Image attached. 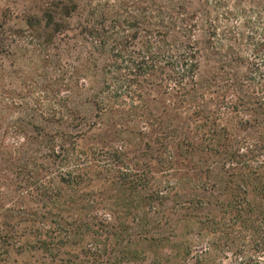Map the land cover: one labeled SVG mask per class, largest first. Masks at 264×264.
Masks as SVG:
<instances>
[{
	"label": "rangeland",
	"instance_id": "rangeland-1",
	"mask_svg": "<svg viewBox=\"0 0 264 264\" xmlns=\"http://www.w3.org/2000/svg\"><path fill=\"white\" fill-rule=\"evenodd\" d=\"M161 1L213 8L216 25L238 27L244 38L218 52L204 45V26L194 33L198 82L221 60L238 81L252 57L245 22L264 0ZM153 8V0H0V264H179L185 247L218 253L212 242L227 243L224 263L239 249L264 256V107L225 106L236 95L216 86L198 105H174L161 92L149 104L119 103L115 114L93 105L100 77L85 75L87 29L133 39L151 27ZM232 44L240 63L230 61ZM148 118L188 136L129 133Z\"/></svg>",
	"mask_w": 264,
	"mask_h": 264
},
{
	"label": "trees",
	"instance_id": "trees-1",
	"mask_svg": "<svg viewBox=\"0 0 264 264\" xmlns=\"http://www.w3.org/2000/svg\"><path fill=\"white\" fill-rule=\"evenodd\" d=\"M253 2L252 14L245 22L249 27L245 39L252 57L244 59L245 71L238 81L227 77L229 70L225 60L213 67L212 74L207 79L204 78L202 83L197 80L201 50L194 33L199 25L204 26L207 36L204 45L211 52H218L228 39L234 40L238 45L240 38H244L237 26L230 29L216 25L218 16L215 15L216 12L211 14L213 8L204 10L183 3L167 4L161 0H153L154 8L147 16L151 27L147 31L142 29L137 32L142 36L139 40L134 39L137 34L133 39H114L109 37L106 30L88 28V40L85 41L86 47L84 46L87 54L85 75L87 79L97 75L100 77V87L93 96V105L98 114L117 113L121 110L119 103L149 104L156 100L150 97L151 92H161L174 105H184L188 102L198 105L200 99H203L201 91L208 90L211 86L224 91L230 89L236 95L235 100L224 101L225 106L244 107L255 104L257 107H264V5ZM237 45L232 44L231 49L235 56H231L230 61L240 63L238 48L235 47ZM197 97L199 100H196ZM136 109L141 107H129V112L135 114ZM137 113L153 116L151 112ZM148 119L144 126L127 130L137 135H149L150 138L155 135L154 138L160 140L172 135L174 138L185 140L188 136L185 132L168 129L175 127H170L168 120ZM154 122L157 129L150 131L148 128L154 126ZM111 124L118 126L119 129H116V126L114 129L120 134L122 123L115 121ZM177 146V149H180L184 143L180 142ZM163 150L168 151L166 145ZM211 244L217 245L218 253L214 248L208 247H199L192 252L188 247L183 248L179 254V264H264L263 255L244 249H239L231 254V257L224 255L228 260L224 263L220 257L222 249L219 248L227 243Z\"/></svg>",
	"mask_w": 264,
	"mask_h": 264
}]
</instances>
